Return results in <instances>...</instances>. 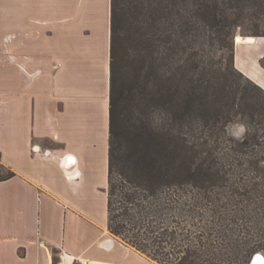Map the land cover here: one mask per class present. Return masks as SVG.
<instances>
[{
    "label": "trees",
    "instance_id": "trees-1",
    "mask_svg": "<svg viewBox=\"0 0 264 264\" xmlns=\"http://www.w3.org/2000/svg\"><path fill=\"white\" fill-rule=\"evenodd\" d=\"M255 1L110 0L108 230L156 264H248L261 249L248 207L264 209V157L236 158L239 169L230 179L228 170L215 166L229 154L219 147V132L208 135L211 143H194L183 131L196 98L214 105L219 99L223 110L214 121L224 117L223 126L229 125L237 93L229 84L232 72L264 95L234 66L241 6ZM206 28L213 30L208 45L228 57L223 71L210 68L203 93V77L200 83L194 78V49L203 46L197 31ZM249 35L264 37V31ZM250 100L243 110L252 122L254 114L263 120L264 105ZM256 136L247 128L238 147L228 150L246 154ZM0 167L6 171L0 181L12 177ZM231 180L228 191L243 200L209 190Z\"/></svg>",
    "mask_w": 264,
    "mask_h": 264
},
{
    "label": "crops",
    "instance_id": "crops-1",
    "mask_svg": "<svg viewBox=\"0 0 264 264\" xmlns=\"http://www.w3.org/2000/svg\"><path fill=\"white\" fill-rule=\"evenodd\" d=\"M109 23L110 0H0V264H155L108 230ZM255 39L234 66L264 91Z\"/></svg>",
    "mask_w": 264,
    "mask_h": 264
},
{
    "label": "rangeland",
    "instance_id": "rangeland-1",
    "mask_svg": "<svg viewBox=\"0 0 264 264\" xmlns=\"http://www.w3.org/2000/svg\"><path fill=\"white\" fill-rule=\"evenodd\" d=\"M258 1L259 0L255 1L257 4L253 3V5H251V3L247 4V2L242 4L241 6L242 16L241 19L238 21V26L235 28L234 37L235 36L245 37V35L250 34L251 31H254L256 29H258L259 31H264V5L258 4ZM197 34H199V36L201 37V40L203 41V46L194 49L195 61L198 62L197 65L198 68L194 74L195 75L194 78L197 80L196 82L200 83L198 80L199 78L203 77L204 80L201 89V91L203 92L204 88L206 87L205 81L208 79L209 75L207 73L209 72L210 68L213 69L214 71L215 70L219 72L223 71L226 66V57L228 56L222 55V52L218 51L216 48H211L208 45L207 37L213 35V30L208 28L201 29L200 31H197ZM233 43L235 46L234 39H233ZM237 53L239 57H242L243 59L248 57L251 60H253L259 57L261 53V49L259 46H256L253 49L250 48H248L247 50L239 49V52ZM108 63H109V59H108ZM229 84L232 86V89L234 91L237 90V93L234 96L232 95V99H235V104L230 114L231 122L229 123V125L227 123V126H223V124L225 123L224 117L221 118V120H219L218 122H216V120L214 121L215 112L217 110L218 111L221 109L223 110V107H221L222 105L220 106L219 99H218L219 105L218 104L214 105L215 103L212 104L210 98L208 99L209 102L204 101V104L200 102L201 101L200 99L196 98L193 108L191 109V115H190L191 123L188 126H184L183 131L189 133L191 141L194 143H200L203 139L207 140L208 135L211 134L213 130L219 132L220 134L218 139L219 147L223 149L222 152L226 151L229 154L227 156L224 155L223 159H217L218 164H216L215 166L217 168L223 167V170H228V175L230 179H234L236 176L235 174L239 169V166L236 165L237 164L236 158L249 159L255 157L258 153L264 157V119L262 120L260 116L254 114V119H253L254 121L252 122V119L249 115L250 112L243 110V108L246 105V102L251 103L250 98L253 101L259 100L260 102H262V105H264V95L259 94L254 89V87L250 82H248L244 78L239 77L238 74H236L235 72L231 73ZM214 87L215 85H213V88ZM222 114L224 115V113ZM241 125L244 128L243 133L240 132ZM247 128L248 130L250 129V132H253L254 130V133L257 134L254 141V143L257 144L256 145L253 144L249 148L247 147V150L245 149V151L247 152L246 154H236L237 155L236 157V155L232 154L231 153L232 151L228 149H230L231 147L233 148L238 147L237 142L239 140H242V138L245 135V132L247 131ZM208 142L211 143V140L208 139ZM108 149H109V145H108ZM197 163L198 162H196L195 165H197ZM3 175H6V171L1 169L0 167V176ZM233 181L235 180H231L230 182H219L221 189H219L218 186L215 185L214 187L209 188V190L212 191L211 192L212 194L216 193L215 191L217 190L218 191L223 190V194H225V196L228 197L229 195H231V192L228 191V186L232 185L234 183ZM189 189L192 192L191 194L193 196L197 195V191H198L197 187H191ZM239 192L242 193L241 191ZM232 196L233 195H231V197ZM231 199H233L234 201H238V200H243L244 198L239 197L238 195H234ZM261 201L264 202V199ZM248 209L252 214L253 218L255 219L254 225H256L257 227L254 241L257 244H261V249H258L256 252H261L264 255V209L256 208V206L255 205L253 206V204L249 205ZM250 259L251 256L248 257L246 263H249Z\"/></svg>",
    "mask_w": 264,
    "mask_h": 264
},
{
    "label": "water",
    "instance_id": "water-1",
    "mask_svg": "<svg viewBox=\"0 0 264 264\" xmlns=\"http://www.w3.org/2000/svg\"><path fill=\"white\" fill-rule=\"evenodd\" d=\"M236 40V36L234 37V41ZM76 159L72 155H66L64 157V160L62 161V168L65 173H71L74 171L76 167ZM257 257H259V260H257ZM248 264H264V255L261 252L255 253L250 262Z\"/></svg>",
    "mask_w": 264,
    "mask_h": 264
},
{
    "label": "bare ground",
    "instance_id": "bare-ground-1",
    "mask_svg": "<svg viewBox=\"0 0 264 264\" xmlns=\"http://www.w3.org/2000/svg\"><path fill=\"white\" fill-rule=\"evenodd\" d=\"M255 37L253 36H236L235 44H242V43H254Z\"/></svg>",
    "mask_w": 264,
    "mask_h": 264
},
{
    "label": "built area",
    "instance_id": "built-area-1",
    "mask_svg": "<svg viewBox=\"0 0 264 264\" xmlns=\"http://www.w3.org/2000/svg\"><path fill=\"white\" fill-rule=\"evenodd\" d=\"M60 259H61V261L59 262V264H64V262H63L64 256L63 255L60 256Z\"/></svg>",
    "mask_w": 264,
    "mask_h": 264
},
{
    "label": "clouds",
    "instance_id": "clouds-1",
    "mask_svg": "<svg viewBox=\"0 0 264 264\" xmlns=\"http://www.w3.org/2000/svg\"><path fill=\"white\" fill-rule=\"evenodd\" d=\"M243 131H244V128H243V126L241 125V126H240V132L243 133Z\"/></svg>",
    "mask_w": 264,
    "mask_h": 264
},
{
    "label": "snow or ice",
    "instance_id": "snow-or-ice-1",
    "mask_svg": "<svg viewBox=\"0 0 264 264\" xmlns=\"http://www.w3.org/2000/svg\"><path fill=\"white\" fill-rule=\"evenodd\" d=\"M257 260H259V257H257Z\"/></svg>",
    "mask_w": 264,
    "mask_h": 264
}]
</instances>
